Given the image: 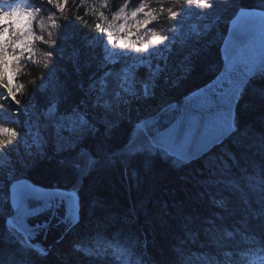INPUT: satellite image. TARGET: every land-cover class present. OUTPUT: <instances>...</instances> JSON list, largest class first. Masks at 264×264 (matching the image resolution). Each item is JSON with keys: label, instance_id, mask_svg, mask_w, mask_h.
Returning <instances> with one entry per match:
<instances>
[{"label": "trees", "instance_id": "16d2710c", "mask_svg": "<svg viewBox=\"0 0 264 264\" xmlns=\"http://www.w3.org/2000/svg\"><path fill=\"white\" fill-rule=\"evenodd\" d=\"M106 2L104 8L105 0H70L60 19L45 0L21 1L42 10L37 33L47 40L51 31L57 39L53 49L35 44V57L17 81L24 85L18 99L31 115L51 107L56 115L85 110L86 91L103 68L101 34L95 28L105 22L100 11L108 17L142 2L155 14L152 24L137 31L139 41H168L161 51L149 43L140 55L149 58L140 72L157 66L149 92L134 101L136 115L142 116L213 78L222 64L219 46L228 20L240 7L264 9V0ZM169 8L181 14L171 19ZM52 15L59 29L51 27ZM4 95L0 88V125L21 128L24 110ZM87 116L95 134L69 150L37 148L41 158L19 177L77 195L79 221L65 238L73 241L56 244L45 255L19 239L8 221L7 192L18 178L0 177V264H264V71L240 93L234 132L191 162L153 147L128 150L135 119L109 126ZM14 142L19 145L18 138Z\"/></svg>", "mask_w": 264, "mask_h": 264}, {"label": "water", "instance_id": "95a60500", "mask_svg": "<svg viewBox=\"0 0 264 264\" xmlns=\"http://www.w3.org/2000/svg\"><path fill=\"white\" fill-rule=\"evenodd\" d=\"M221 67L209 81L164 104L138 124L153 148L183 162L201 158L235 130L236 105L248 80L264 71V9L240 7L219 46ZM9 223L31 247L48 254L79 221L75 193L25 178L7 188Z\"/></svg>", "mask_w": 264, "mask_h": 264}, {"label": "rangeland", "instance_id": "374dc122", "mask_svg": "<svg viewBox=\"0 0 264 264\" xmlns=\"http://www.w3.org/2000/svg\"><path fill=\"white\" fill-rule=\"evenodd\" d=\"M21 1L24 3V0H19L18 3ZM141 6L145 9L142 2L136 8ZM136 8L129 9L128 6H123L114 13L118 14L122 21L112 19L114 15L112 14L104 22L106 28L109 24L113 27L110 30L111 35L100 33L102 50L100 63L103 68L86 91L87 102L83 105L85 109L83 112L80 111L77 115H56L54 108L51 107L44 113L37 110L35 115H31L25 105L19 102L20 108L25 113L26 122H22L21 125L23 129L5 128L0 125V138L3 139L0 143V177H7L9 181L14 178L20 179L24 171L41 158L42 150L37 151V148L51 147L54 151L69 150L78 141L95 134L96 130L89 122L87 115L109 126L117 124L124 118L135 119L136 128L126 148L131 151L152 148L138 122L155 112L148 111L142 116L136 115L135 111L139 105L134 106V101L141 94L149 92L150 76L157 66L140 72L139 66L149 59L145 56L140 57V55L148 50L149 43L150 46H155L156 50L161 51L168 47V41L164 38L157 43L154 39L150 41V37L144 39L146 42L139 41L138 36L141 37L142 33H138L137 36L139 29L136 28L135 21L131 17V12ZM147 12L146 10L145 13ZM138 19L145 18L140 15ZM123 22L128 23V27L122 30ZM145 43L148 44L146 49L143 47ZM6 129L12 131L3 134ZM17 138L19 145L16 146L14 141ZM16 148L20 149L19 152ZM25 149L31 151L27 152ZM11 228L17 237L25 242L22 234L14 227Z\"/></svg>", "mask_w": 264, "mask_h": 264}, {"label": "snow or ice", "instance_id": "6c2138e0", "mask_svg": "<svg viewBox=\"0 0 264 264\" xmlns=\"http://www.w3.org/2000/svg\"><path fill=\"white\" fill-rule=\"evenodd\" d=\"M49 5L55 8V13L59 15L60 19L64 18L65 8L68 7L70 0H45ZM202 2V0H197ZM178 4V3H177ZM107 2L105 0L104 8H107ZM171 19H176L182 10L173 11L168 9ZM42 10L37 7H31L27 4L21 5L20 3L12 4L7 3L6 0H0V88L4 90V97L12 100L13 103L19 105L20 99L24 94V85L18 83L20 79V73L22 67L27 63H31L35 57V44L37 42L41 44H48L51 49L57 44V39H52V33L49 31L48 39L46 40L43 35L37 33L38 28H42V22L40 21V13ZM145 13L144 7H138L131 12V17L135 21L137 29L146 28L149 24L153 23L151 17L154 12H147V18L138 19V16ZM101 21H107L108 17L104 15L103 11L98 13ZM77 19L79 17H76ZM51 21V27L59 29L60 24L55 15L49 16ZM112 19L122 21V18L118 14H114ZM113 26L109 24L106 28L104 23H97L95 25L96 30L101 34L111 35V28ZM128 23L123 22L121 29H126ZM49 60L54 55L52 50L46 53ZM12 131L6 129L3 134ZM3 139L0 138V143ZM10 142V140H9Z\"/></svg>", "mask_w": 264, "mask_h": 264}, {"label": "bare ground", "instance_id": "6f19581e", "mask_svg": "<svg viewBox=\"0 0 264 264\" xmlns=\"http://www.w3.org/2000/svg\"><path fill=\"white\" fill-rule=\"evenodd\" d=\"M66 238H67V236H66ZM71 241H73V239L70 240V241H66V242H65V240H64L63 242H64L65 244H67L68 242H71ZM63 242H62V243H63ZM64 243H63V244H64ZM68 249H69V248H68ZM151 264H152V263H151Z\"/></svg>", "mask_w": 264, "mask_h": 264}, {"label": "built area", "instance_id": "2783aa9c", "mask_svg": "<svg viewBox=\"0 0 264 264\" xmlns=\"http://www.w3.org/2000/svg\"><path fill=\"white\" fill-rule=\"evenodd\" d=\"M26 122V120H24V123Z\"/></svg>", "mask_w": 264, "mask_h": 264}]
</instances>
